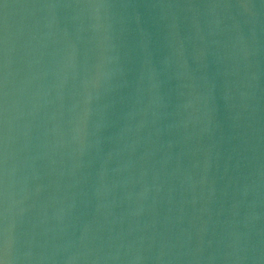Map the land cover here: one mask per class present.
<instances>
[{
	"label": "water",
	"instance_id": "95a60500",
	"mask_svg": "<svg viewBox=\"0 0 264 264\" xmlns=\"http://www.w3.org/2000/svg\"><path fill=\"white\" fill-rule=\"evenodd\" d=\"M0 264H264V0H0Z\"/></svg>",
	"mask_w": 264,
	"mask_h": 264
}]
</instances>
